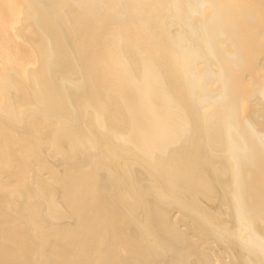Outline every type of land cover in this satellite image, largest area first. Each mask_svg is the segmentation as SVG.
Segmentation results:
<instances>
[{"label": "bare ground", "instance_id": "6f19581e", "mask_svg": "<svg viewBox=\"0 0 264 264\" xmlns=\"http://www.w3.org/2000/svg\"><path fill=\"white\" fill-rule=\"evenodd\" d=\"M149 2L0 0V264H264V0Z\"/></svg>", "mask_w": 264, "mask_h": 264}, {"label": "water", "instance_id": "95a60500", "mask_svg": "<svg viewBox=\"0 0 264 264\" xmlns=\"http://www.w3.org/2000/svg\"><path fill=\"white\" fill-rule=\"evenodd\" d=\"M153 7H159V8H163L164 7V0H150L147 8L148 10L150 11ZM147 10V11H148ZM73 11H74V8H73ZM95 51H97V49H95ZM118 73H119V70H118ZM160 135V134H159ZM162 136V135H161ZM162 137H165V136H162ZM170 137V136H168Z\"/></svg>", "mask_w": 264, "mask_h": 264}, {"label": "rangeland", "instance_id": "374dc122", "mask_svg": "<svg viewBox=\"0 0 264 264\" xmlns=\"http://www.w3.org/2000/svg\"><path fill=\"white\" fill-rule=\"evenodd\" d=\"M256 62H257V58H256V61H255V64H256ZM247 74V72H244V74L243 75H246ZM253 110V109H252Z\"/></svg>", "mask_w": 264, "mask_h": 264}]
</instances>
